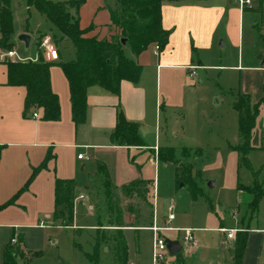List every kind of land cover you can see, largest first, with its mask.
I'll use <instances>...</instances> for the list:
<instances>
[{"label": "crops", "instance_id": "crops-1", "mask_svg": "<svg viewBox=\"0 0 264 264\" xmlns=\"http://www.w3.org/2000/svg\"><path fill=\"white\" fill-rule=\"evenodd\" d=\"M230 1L231 7L237 8L240 12L245 8H250L248 6L241 9L236 0ZM257 1L258 5H262L264 2L263 0ZM96 2L88 8V13L84 15L83 9L87 2L83 0L78 10L79 24L82 27L92 24V28L88 31L90 34H96L99 37L108 36L109 33L114 31L113 25L110 23L108 9L104 5V0ZM205 2L206 0H162L161 21L162 25L169 30L168 41L164 48L158 50V53H154L152 43L138 54L131 51V54L127 55L125 45L124 53L126 56L135 59L142 65L139 79L135 82L122 79L118 93L109 91L97 84L90 85L86 94V119L77 124L74 123L71 117L68 80L57 63L59 60L73 57L74 50L72 46V51L70 50L67 54H64L57 47L58 59L50 60L52 61L49 67L50 84L52 90L57 93L60 103V117L54 120L43 119L41 117V107L30 108L26 113L23 112L26 87L23 84L7 83V64L3 55L6 49L0 48V203L12 196L25 183L33 167L42 162L47 154H50L45 159V165L33 174L27 186L19 192L15 201L0 208V227L13 229L12 235L2 248V264L6 244L8 242L17 243L19 237H22L20 244L23 243V234L20 232L16 234V227L24 225L44 227V225L38 224V221L42 220L40 219L41 216L47 219L50 225L62 227L50 218L54 209V182L56 177L72 178L74 181V205L76 198L88 197L90 200L89 208L92 213L93 201L96 200L98 193L102 192V183L98 171L100 165L105 166L110 180L115 186H122V184L137 176L149 178L151 186L147 194L148 201L145 205H142L140 212H154L150 208L151 206L154 207L156 194L157 196L159 194V178L155 176L156 172L160 163L164 165L171 164L170 162L158 160L155 153L159 146L176 147L171 138L180 132L185 133L183 125L179 124L177 126L174 115L168 111V108L171 107V100L166 95H162L161 78L163 76L165 82H167V79L170 81L171 72L176 69H185L190 76H193L197 74V68L202 67L205 69L210 65H220L219 63L205 61L203 52L200 50L212 46L216 37L214 28L219 19L225 16L224 13L227 8L221 2H216L210 6ZM16 9L23 12L25 25L12 33V48L19 55L36 60L35 57L40 55V51L35 43L37 39L35 35L43 26H47L51 30L50 24L42 14L33 8L28 11L27 7L20 3V0H13V12ZM70 10L75 13L74 8H70ZM31 15L35 16L33 26H30L28 22ZM20 32L30 34L28 46H25L24 42L17 38ZM259 33H262L264 37V21L259 27ZM31 46L32 50L29 52ZM263 54L264 46L259 48L258 63L243 65L238 61L237 64L232 65V67H245L258 71L257 87L254 90V95L251 96L253 100L259 99L264 94V65L261 64ZM195 58L199 59L195 62ZM189 65H196L194 74H190ZM251 86L248 80L247 84L244 83L243 92L250 93ZM184 104L182 107L185 106ZM261 107L264 108V102L259 105V109ZM119 109L122 110L127 119L139 123L138 133L144 142L143 145L118 144L111 138L110 134L116 124ZM32 111H37V116H33ZM162 111H164V114L161 118ZM259 111L252 128L250 140L257 133L259 142L252 144V146L264 150V112L259 113ZM256 127L258 129L255 131ZM237 134L236 141L230 143L231 145L239 141V133ZM186 147L196 149L193 146ZM79 152H83L88 157H78ZM144 157L145 161L155 165L153 176L146 171ZM262 181L264 183V179ZM237 190L239 193L245 192L240 188H237ZM263 196L264 187L259 203ZM259 203L255 215L245 216V214L235 213L232 214L233 222L231 225L225 226L223 221L219 223L220 229L221 227L239 226V229L247 230L246 246L239 264H264V225L251 224V220L258 216ZM27 206L29 207L27 208ZM29 212H35L32 217L34 221L26 223L27 217L24 213ZM149 218L147 219L149 220ZM174 218L168 221L165 219L164 223L169 225ZM151 223L152 221L145 226L150 229L148 226ZM140 226L141 224L137 227L138 230H140ZM170 226L176 225L170 224ZM69 227L80 228L77 226L75 219ZM81 231L82 228H80ZM167 231L178 230H165L166 233ZM124 233H126V230H124ZM124 235L126 238V234ZM12 237H15L14 241L11 240ZM234 239L235 236L227 237L226 242L230 244V241H232L234 247ZM198 250L199 247L196 242L190 252L194 255ZM193 255L190 256L193 257ZM232 255L224 264H232ZM127 258L129 264L134 263L129 259L128 243ZM189 264L222 263L212 258L204 260L196 256L191 258Z\"/></svg>", "mask_w": 264, "mask_h": 264}, {"label": "rangeland", "instance_id": "rangeland-1", "mask_svg": "<svg viewBox=\"0 0 264 264\" xmlns=\"http://www.w3.org/2000/svg\"><path fill=\"white\" fill-rule=\"evenodd\" d=\"M96 1L99 0H86L84 15L88 13L89 7L97 3ZM108 2L111 5L114 4V0H108ZM216 2L223 3L222 5L228 10L225 9V16L219 19L214 28L216 37L212 46L200 51L203 52L205 61L220 65H210L205 69L197 68V74L193 76H190L185 69H176L171 72L170 81L167 79L165 82L163 76L161 78L162 95H166L171 100V107L168 111L174 115L177 126L182 124L185 130V133L180 132L172 137L171 141L178 148L176 155L179 161L192 164L193 178L202 193L193 197L189 192L188 183L177 182L173 163L159 164L155 175L159 178V194L158 196L156 194L154 207L150 208L154 212H140L142 205L146 202H142L135 195H125L121 186L113 185V198L118 197L122 218L126 223L120 228L123 235L126 234L129 259L136 264L151 263L152 231L145 225H148L154 218L158 224H164L169 212L175 215L170 222L171 225L195 227L193 234L199 250L194 255L190 252L193 246H190L189 242L184 239L182 230L167 231L168 236L179 240L182 249L180 254L168 252L164 264H189L191 258L196 256L204 260L212 258L224 264L233 254L234 247L232 241L230 244L226 242V231L219 228L220 221L228 226L233 222L232 214L248 216L255 215L257 211V209L251 210L247 203L252 194L244 188L240 189L245 192L239 193L237 183L241 181L243 184H249L256 178L264 187L262 181L264 179V150L254 147L249 149L247 152L249 167L243 162L242 154L232 148L230 143H234L238 135V112L232 105L234 97L238 92H243L244 83L247 84L248 80L252 85L249 92L253 96L259 74L251 68L232 67V65L237 64L238 61L243 65L258 63L259 48L264 46L263 34L259 33V27L264 21V2L258 5L257 0H252L250 8H245L242 12L237 8H232L230 0L225 2L224 0H206L205 3L210 6ZM13 17V33H15L16 29L25 25V18L19 9L13 12ZM28 22L30 26H33L35 16L31 15ZM45 34L52 36L56 46L64 54L72 51L70 40L60 38V33L56 29L50 30L47 26H43L35 35L37 38L35 43L40 51L39 56L42 54L41 38ZM31 50L32 46L28 51ZM125 53L131 54L128 45L125 47ZM197 59L199 58H195V62ZM183 104L184 107H182ZM259 110V113L264 112L263 107ZM163 114L164 111L161 112V118ZM257 129L258 127L255 131ZM256 136L257 133L251 138V145L259 142ZM183 145L199 147L201 152L197 154L195 149L189 148V154L182 156L181 147ZM145 164L146 171L153 176L154 163L145 161ZM209 182H212L211 186ZM101 187L102 192H99L96 200L93 201V213L90 212L88 197L75 199L74 219L77 226L82 228L81 232L66 225L52 226L41 215L40 219L44 221V227L30 225L16 227V234L19 232L23 234L22 248L24 251V255L17 257L18 264L87 263L84 251L92 250L91 245L94 242L93 237L96 231L99 230L100 233L105 232L106 235L111 236L117 227V225H108L106 222L110 209L107 206L103 185ZM34 213H24L27 217L26 223L34 221L32 218ZM115 216L112 209L111 218L114 219ZM256 223L264 225V196L259 203L257 218L251 220L252 225ZM139 224H141L140 230H135ZM234 227L239 228V226ZM12 233V228L0 227V264H2L3 245ZM112 243V238L102 240L99 260L96 263H90L121 264ZM191 254L193 257L190 256ZM127 264H129L128 258Z\"/></svg>", "mask_w": 264, "mask_h": 264}, {"label": "trees", "instance_id": "trees-1", "mask_svg": "<svg viewBox=\"0 0 264 264\" xmlns=\"http://www.w3.org/2000/svg\"><path fill=\"white\" fill-rule=\"evenodd\" d=\"M83 0H20V3L42 14L50 24L51 29L60 33V38L70 40L74 55L57 63L62 68L69 85L71 101V117L74 123L86 119V94L90 85H100L105 89L118 93L120 81L127 79L137 81L140 77L142 65L135 59L126 56L124 46L129 45L134 54L146 49L150 44L157 43L159 50L163 49L168 41L169 30L162 25L161 2L162 0H114L111 5L104 0L108 9L110 23L114 31L108 36L99 37L88 31L92 24L82 27L79 24L78 10ZM70 8H74L72 13ZM13 26V0H0V48L13 47L11 40ZM125 37V42H122ZM7 64V83L23 84L26 92L23 100V112L30 108L41 107L43 119H58L60 117V103L58 95L51 88L49 67L52 61L41 56L36 60H20L4 57ZM264 102V94L257 100L251 98L248 92H238L232 105L238 112L239 141L231 145L242 154L243 162L250 167L247 152L253 146L250 144L252 128L256 121L259 105ZM139 123L127 119L122 110H118L116 124L111 132V138L118 144L143 145L144 142L138 133ZM178 148L174 146H159L155 153L156 158L162 162H170L175 166L177 182L188 183V189L193 197L201 194L192 175V164L183 163L176 155ZM200 154V148H196ZM189 154V148L181 147V155ZM46 157L37 166H34L25 183L8 199L0 203V208L13 203L19 192L24 189L33 174L45 165ZM100 180L104 187L107 206L110 209L106 220L108 225H117L113 235L96 231L92 250L85 251L88 262L96 263L100 257V242L112 238V245L121 264H127V242L120 228L126 224L122 218L118 197L113 198V184L104 165L98 168ZM256 178L252 183L243 184L238 181L237 187L244 188L252 194L248 205L251 210L258 207L259 198L263 193L262 183L259 185ZM151 180L137 176L122 184V191L128 196H137L142 202L147 201ZM112 209L116 216L111 218ZM56 224L72 225L74 220V181L72 178L56 177L54 182V209L50 216ZM135 230H138L136 227ZM80 232V228L76 229ZM100 233V234H99ZM8 242L3 252V264H18L20 255L24 251L20 242ZM247 230L238 229L234 239L232 264H239L246 246ZM176 254H180L178 251ZM91 262V263H90Z\"/></svg>", "mask_w": 264, "mask_h": 264}, {"label": "built area", "instance_id": "built-area-1", "mask_svg": "<svg viewBox=\"0 0 264 264\" xmlns=\"http://www.w3.org/2000/svg\"><path fill=\"white\" fill-rule=\"evenodd\" d=\"M237 3L239 4L241 9H244L247 6H250L252 3V0H236ZM159 47L157 43L153 44V52L158 53ZM41 56L42 58L46 60H55L58 59V48L56 44L54 43V40L50 34H45L41 38ZM5 57H9L11 59H20V60H27V59H32L28 56H22L19 55L15 49L10 48L5 50L4 54ZM38 57H35L37 59ZM190 68V74L195 73V67L196 65H189ZM33 116H37V111H32ZM78 157H88L86 154L83 152H79L77 154ZM174 218V213L169 212L167 214L166 221ZM39 225H44L43 220L38 221ZM151 231H152V245H151V263L150 264H164L165 259H166V254L169 252L165 238L168 236L167 233H165V230L168 229H175V230H182L184 232V239L189 242L190 246H194L196 244V240L193 234L194 227L192 226H170L167 225L166 223L164 224H158L157 221L154 220L152 223L148 226ZM223 231H226V236L227 237H234L236 231L239 229L237 227H221ZM12 241L15 240V237L11 238ZM134 264V263H130Z\"/></svg>", "mask_w": 264, "mask_h": 264}, {"label": "water", "instance_id": "water-1", "mask_svg": "<svg viewBox=\"0 0 264 264\" xmlns=\"http://www.w3.org/2000/svg\"><path fill=\"white\" fill-rule=\"evenodd\" d=\"M17 38L22 40L25 46H28L29 41H30V34L28 32H20L17 35ZM122 42H125V37H122ZM261 64L264 65V54L262 56ZM208 184L211 186L212 182H209ZM165 242L171 254H175L182 249V245L180 244L177 238H172V237L167 236L165 238Z\"/></svg>", "mask_w": 264, "mask_h": 264}]
</instances>
